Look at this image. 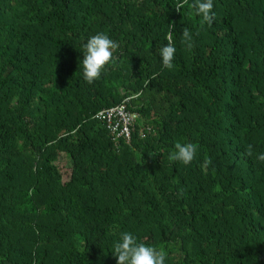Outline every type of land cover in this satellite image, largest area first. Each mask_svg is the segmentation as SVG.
<instances>
[{"label": "trees", "instance_id": "1", "mask_svg": "<svg viewBox=\"0 0 264 264\" xmlns=\"http://www.w3.org/2000/svg\"><path fill=\"white\" fill-rule=\"evenodd\" d=\"M178 2L0 0V264H117L123 232L165 264H264V0H213L211 26ZM101 32L119 49L88 84ZM126 100L116 145L95 115Z\"/></svg>", "mask_w": 264, "mask_h": 264}, {"label": "clouds", "instance_id": "2", "mask_svg": "<svg viewBox=\"0 0 264 264\" xmlns=\"http://www.w3.org/2000/svg\"><path fill=\"white\" fill-rule=\"evenodd\" d=\"M186 4H188V0L176 3L175 10L180 12ZM191 7L195 9V14L201 17L202 24L212 25L215 19L213 0H194ZM171 26L173 27V25ZM166 39L167 44L160 48L159 55L162 66L171 70L174 67L173 60L177 49L173 44L171 32ZM182 40L191 48L192 33L188 28L182 29ZM83 47V78L88 84H92L100 79L107 66L114 62V54L119 49V44L101 32L91 36ZM197 151L198 146L193 143L182 144L177 142L174 145V151L169 153L168 159L187 166L194 160ZM246 154L249 156L252 154L251 146H249ZM257 159L264 161V153L259 154ZM209 164H211V160H206L205 167ZM113 256L116 258L117 264H165L167 253L163 249L138 243L137 238L132 233L123 232L120 234L119 241L114 242Z\"/></svg>", "mask_w": 264, "mask_h": 264}, {"label": "built area", "instance_id": "3", "mask_svg": "<svg viewBox=\"0 0 264 264\" xmlns=\"http://www.w3.org/2000/svg\"><path fill=\"white\" fill-rule=\"evenodd\" d=\"M128 101L129 100H126L120 105L104 109L95 115V119L104 124L116 145H118L121 140L128 143L130 142L133 127L140 118L139 113L128 109Z\"/></svg>", "mask_w": 264, "mask_h": 264}]
</instances>
